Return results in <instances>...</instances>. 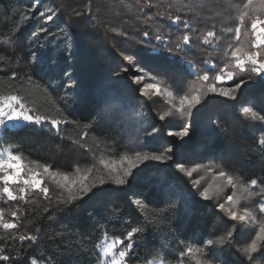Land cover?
I'll return each instance as SVG.
<instances>
[{
  "label": "trees",
  "instance_id": "trees-1",
  "mask_svg": "<svg viewBox=\"0 0 264 264\" xmlns=\"http://www.w3.org/2000/svg\"><path fill=\"white\" fill-rule=\"evenodd\" d=\"M244 2L231 0L233 5ZM144 3L145 0H0V56L6 58L0 61V92L24 97L28 106L37 110L31 114L48 118L41 124L7 126L0 135L3 149L12 145L23 152L26 161H39L67 172H75L77 166L83 171L94 165V175L103 174L101 155L118 161L124 153L163 152L170 147L169 155L173 156L163 163L145 161L133 170L125 185L108 180L93 189L96 195L89 193L69 205L56 203L59 190L45 179L51 201L32 192L27 199H35V203L6 204L9 213L17 210L14 222L18 228L7 232L0 229V248L11 253V259L0 264H30L31 259H37V264H101L97 245L103 243L104 234L123 237L137 226H144L145 232L134 237L129 264L159 261L160 255L170 264H178L185 244L193 242L194 237L198 238L196 243L203 244L207 238L226 233L233 224L236 231L231 245L213 246L212 252L221 264H250L239 251L246 245V234L239 224L219 210V201L201 199L202 184L192 183L199 179L196 173L189 177L176 164L183 163L188 169L215 165L216 170L222 167L246 182L264 181V148L258 143L264 134V122L243 112L245 107L253 106L264 115L261 77L237 73L232 87L240 79L246 82L234 94L236 99L207 95L205 90L201 103L183 119L154 91L149 89L141 95L139 89L144 84L156 81L147 76L140 83L134 79L145 73L157 76L164 82L161 89L169 88L175 95L188 93L196 75L204 71L213 82L211 77L230 59V52L238 44L234 38L236 9L218 0H166L160 7L141 10ZM149 3L156 4L158 0ZM180 3L200 15L177 12ZM30 7L34 10L29 13ZM41 11L45 17L39 16ZM158 12L161 15H155ZM24 14L31 19L24 20ZM47 15H52L53 20L45 24ZM169 15L186 19L196 31L186 29L183 23L173 24ZM149 16L153 20L149 21ZM40 26L47 27L48 32L34 36ZM229 27L232 33L224 31ZM208 30L222 37L210 38L216 47L202 43ZM184 34L190 36V45H181L182 50H178ZM157 35L164 39L158 41ZM8 36H12V42L3 43ZM245 39H252L250 29L247 37L242 34L241 40ZM125 55L132 60L125 61ZM170 109L172 115L160 120V115ZM52 118H67L70 122L56 128L50 123ZM185 124L190 131L188 137L168 135ZM141 203L145 207H140ZM157 211L159 217L154 215ZM10 234L35 235L37 240L7 239ZM254 257L251 264H264V251ZM183 259L185 264H193L187 256Z\"/></svg>",
  "mask_w": 264,
  "mask_h": 264
},
{
  "label": "snow or ice",
  "instance_id": "snow-or-ice-1",
  "mask_svg": "<svg viewBox=\"0 0 264 264\" xmlns=\"http://www.w3.org/2000/svg\"><path fill=\"white\" fill-rule=\"evenodd\" d=\"M166 0H158V3H149V0H145L143 7H160ZM219 3H223L228 8H235L237 12L238 23L234 29V38L239 43L235 46L234 50L230 52V59L227 60L223 67L216 72L214 76L215 82H220L224 79L232 80L237 72L240 74L251 73L261 77V83L264 84V0H246L242 5H233L231 0H218ZM39 3V0H36ZM34 10V7H30L27 11L30 13ZM177 12L185 11L186 13H195L200 15L199 12H195V9L189 7L184 3H180L176 6ZM81 15V13H77ZM159 16L161 13H156ZM40 17H45L43 11L39 12ZM95 19V17H93ZM24 20H29L31 17L27 14L23 16ZM168 19L173 24L183 23L186 29L191 28L189 22L181 20L179 15L174 18L169 15ZM53 20L52 15H47L45 18V24ZM148 20H153L152 16L148 17ZM247 20V25H246ZM99 22V21H98ZM215 25H213V28ZM243 29V33H242ZM250 35L252 39L241 40L242 34L247 37ZM113 32L116 29H111ZM192 32H195V28H191ZM226 33H232L231 27L224 29ZM48 29L45 26H40L33 33L34 36H38L42 33H47ZM123 35L124 33H119ZM147 35V33H145ZM215 37L217 40L222 37L216 36V33L212 30H208L202 38V43L212 44L210 38ZM158 41H162L164 38L160 35L156 36ZM12 36H8L3 40V43H11ZM181 45H190V36L184 34L181 42L177 44V49L182 50ZM43 47V45H41ZM232 46L229 45V48ZM224 55L229 56V52L225 51ZM125 61H131L132 57L125 55ZM6 59L0 56V61ZM210 63V61L208 62ZM127 71V69H123ZM137 71L143 72L142 68H138ZM119 73H117L118 75ZM145 76L151 81L156 83H146L142 88L139 89L141 95L146 94V90L155 89V94L163 95L165 101L172 105L180 118L183 119L185 116L192 114V109L199 105L202 101L205 90L208 93H217L220 96L228 97L230 99H236L234 95L238 89L246 82L244 79H240L234 87L231 88H217L214 82H209L208 71H204L203 74L196 75V81L194 87L189 90L188 93L182 95H175L169 88L161 89L160 85L164 82L159 80L157 76H149L147 73L143 76L135 77L137 83L142 82ZM29 82L31 77H27ZM15 79V74L11 77ZM47 91V90H45ZM37 111L36 109L30 108L24 97L18 94H3L0 92V127L7 128L8 122H19L24 121L28 123L41 124L43 121L48 119L47 117L36 114H31ZM59 111V109H58ZM243 112L246 116L253 120H259L264 122V115H261L258 111L254 110L253 106L245 107ZM171 109L165 111L160 115V120H164L166 116H171ZM70 121L65 118L63 121L60 119L52 118L50 123L53 127L58 128L61 123H69ZM156 129L153 128V132ZM152 135V133H149ZM169 136H177L180 138L188 137L190 135L189 127L185 124L179 131H170ZM259 145L264 148V134L258 139ZM172 152V148H167L163 152L153 151H137L134 154L124 153L119 156L118 161L116 159L107 160L105 156L99 157V164L103 166V174L94 175V165L87 166L83 171L80 166L75 168V172H67L59 169H53L51 165L40 163L35 160H27L22 151L9 145L8 148L0 151V197L6 198L7 201H22L35 203V199L29 201L27 199L28 191L31 190L36 195H42L46 201L53 199L51 195V189L45 185V177H47L59 190L58 195L55 197L56 203L69 205L75 203L77 200L83 199L88 196L89 193L96 195L93 191L98 185H104L108 180H111L115 185H125L128 182V177L133 175V170L143 164L145 161H157L165 162L172 160L173 156L169 155ZM95 158V157H94ZM35 166V167H34ZM205 168L208 171H214L212 182L208 183L200 192L199 196L201 199L208 201L213 198L214 193H219L224 190V181L227 185L231 186L232 193L227 196L226 203L229 205L225 207V203H220L218 208L220 211L226 212L227 217L231 221H235L238 224L244 225H255L256 231L251 237L250 242L239 249L241 254L250 262H253L255 257L254 254L260 251H264V181L258 183L256 179L251 181H245L243 177L239 175H233L230 172L225 171L222 167L216 170L215 165H196L191 169L185 167L183 163H177L176 168L187 176L191 177L193 172L199 168ZM40 169L43 171L41 172ZM79 174V175H77ZM202 179V177H201ZM194 186L200 184V179H194L192 181ZM45 185V186H42ZM13 186H19L13 188ZM66 194V195H65ZM256 197H260L255 209L247 206H242V202L246 205ZM140 207H145L143 203ZM45 212H48L47 207L44 208ZM13 218L12 221L4 218V211L0 209V229L14 230L18 228L17 222V210H13L10 213ZM155 216L159 217L160 213L157 211L154 213ZM236 231V224H233L226 233L216 236L214 238H207L203 244H198L195 241L198 238H193V242L185 244L184 249L180 253V259L178 264H185L184 257L187 256L193 264H212L210 259H207L209 255H215L209 250L213 246H224L225 244L231 245L233 234ZM145 232L144 226H137L132 228L126 233L125 236H112L109 237L108 233L104 234L103 243L98 244L100 248V257L102 258L101 264H129L130 254L133 251L134 237L142 235ZM7 239H18L19 241H31L36 242L37 237L35 235H24L20 234L18 237L10 234ZM127 241V243H125ZM183 243V242H182ZM123 245V247H119ZM11 259V253L6 254L4 248H0V262H8ZM30 264H37V259H31ZM147 264H170L166 261L164 255H160L159 261L150 260Z\"/></svg>",
  "mask_w": 264,
  "mask_h": 264
},
{
  "label": "rangeland",
  "instance_id": "rangeland-1",
  "mask_svg": "<svg viewBox=\"0 0 264 264\" xmlns=\"http://www.w3.org/2000/svg\"><path fill=\"white\" fill-rule=\"evenodd\" d=\"M239 43V42H238ZM238 73V72H237ZM238 74H240V73H238ZM212 78V81L214 82V83H217V84H215V86L217 87V88H225V89H227V88H231L232 87V85H233V82H234V78L232 79V80H227V79H224V80H222V81H220V82H215L214 81V77H211ZM150 90H152V91H154V93H155V89H150ZM207 93V95H218L217 93H208V92H206ZM157 95V94H156ZM159 96H162L163 97V99L165 100V97L163 96V95H159ZM220 96V95H219ZM166 102V101H165ZM166 105L169 107V108H171V109H173V110H175L173 107H172V105L171 104H169V103H167L166 102ZM13 123H28V122H24V121H19V122H8L7 123V126H11V125H13ZM4 129L5 128H3V127H0V135L2 134V132L4 131ZM4 149L0 146V151H3ZM40 171L42 172L43 170L42 169H40ZM194 173H196V175H197V177L200 179V184H202V187L200 188V191L204 188V187H206L207 186V184L208 183H211L212 182V177H213V175H214V173L213 172H211V171H208V170H206L205 168H199V169H197ZM201 177H202V179H201ZM45 179H48L47 177H45ZM0 186H2V185H0ZM43 186V185H42ZM19 186H13V188L15 189V188H18ZM232 188H231V186H229V185H227V183H226V181H224V190L222 191V192H219V193H214L213 194V199H215V201L217 202V201H219V203H225V207L227 208L229 205L226 203V198H227V196L228 195H230L231 193H232ZM30 193H32V191L31 190H29L28 191V194H30ZM17 201H19V200H17ZM222 201V202H221ZM15 201H7L6 200V198H4V197H0V209H2L3 211H4V218L6 219V220H9V221H12V217H10V218H8L9 216H10V211H9V209H8V206L6 205V204H10V203H14ZM256 204L257 203H252L251 201L250 202H248L246 205H244V203L242 202V206H247V207H249V208H253V209H255V207H256ZM225 214H226V212H225ZM227 215V214H226ZM239 226L241 227V229L243 230V232L246 234V236L244 237L245 238V240H246V243L245 244H247V243H249L250 242V239H251V237L254 235V233H255V231H256V226L255 225H244V224H239ZM104 242V241H103ZM119 247H123V245H120ZM212 248L210 249V252L211 253H214V252H212ZM207 259H210L211 261H212V264H221V260H219V258L216 256V253H215V255H209L208 257H207ZM188 264V263H187Z\"/></svg>",
  "mask_w": 264,
  "mask_h": 264
}]
</instances>
